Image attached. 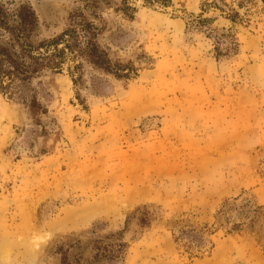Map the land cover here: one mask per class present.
I'll return each instance as SVG.
<instances>
[{"label":"rangeland","instance_id":"obj_1","mask_svg":"<svg viewBox=\"0 0 264 264\" xmlns=\"http://www.w3.org/2000/svg\"><path fill=\"white\" fill-rule=\"evenodd\" d=\"M0 47V264H264V0H0Z\"/></svg>","mask_w":264,"mask_h":264},{"label":"trees","instance_id":"obj_2","mask_svg":"<svg viewBox=\"0 0 264 264\" xmlns=\"http://www.w3.org/2000/svg\"><path fill=\"white\" fill-rule=\"evenodd\" d=\"M147 3H159L161 5H169L171 0H144ZM205 21V20H203ZM211 22V20H209ZM228 39L232 47L226 49V56L234 55L238 52V42L229 33L223 32L220 36L215 37V51L218 52L220 45L224 40ZM1 53L4 52L3 48L0 47ZM217 60L218 57L215 56ZM233 202L236 200L232 199ZM227 205H229L227 203ZM140 222H143L142 220ZM120 235V234H119ZM174 240L177 245L183 247L190 255L203 256L208 254L214 247L209 234H206L201 228H197L193 225H186L181 227L177 234L174 233ZM127 243L121 239H115L114 242L100 244L99 247V258H101V264L119 263L123 261L126 253Z\"/></svg>","mask_w":264,"mask_h":264},{"label":"flooded vegetation","instance_id":"obj_3","mask_svg":"<svg viewBox=\"0 0 264 264\" xmlns=\"http://www.w3.org/2000/svg\"><path fill=\"white\" fill-rule=\"evenodd\" d=\"M29 12H32L33 13V10H31L30 8L28 9ZM29 14V13H28ZM18 17L20 19H23V18H29V16L26 15V12H24L22 9L18 12Z\"/></svg>","mask_w":264,"mask_h":264},{"label":"bare ground","instance_id":"obj_4","mask_svg":"<svg viewBox=\"0 0 264 264\" xmlns=\"http://www.w3.org/2000/svg\"><path fill=\"white\" fill-rule=\"evenodd\" d=\"M37 238V240L39 239V237H36Z\"/></svg>","mask_w":264,"mask_h":264}]
</instances>
